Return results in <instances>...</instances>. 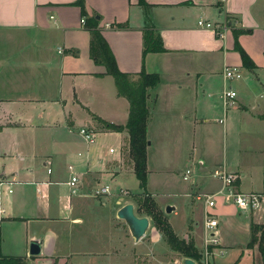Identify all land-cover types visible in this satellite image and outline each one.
<instances>
[{
  "label": "crops",
  "instance_id": "0c3cea01",
  "mask_svg": "<svg viewBox=\"0 0 264 264\" xmlns=\"http://www.w3.org/2000/svg\"><path fill=\"white\" fill-rule=\"evenodd\" d=\"M77 1L0 0V46H5L0 52V255L25 257L27 264H182L186 256L170 247L152 220L136 241L118 217L125 198L117 201L115 195L129 188L116 190L131 172L122 170L123 149L102 156L98 141L88 143L79 133L91 127L106 134L111 130L96 117L124 126L130 115V101L91 56L88 25L99 15L98 27L122 72L160 74V84L150 90L155 108L161 99L173 102L186 78H204L200 92L192 86L195 120L206 123L223 107L226 150L222 159L198 158L199 169L226 168L237 174L242 192H259L264 190V0H144L145 6L141 0H85L86 12ZM147 14L167 51L144 55ZM199 20L227 21L230 29L219 37ZM237 44L256 68L243 66ZM227 66L238 68L243 78L228 86L237 97L220 105L210 98L216 92L211 83L220 74L228 90L233 80L225 77ZM119 133L129 140L127 130ZM7 136L11 141L2 143ZM74 176L79 189L73 194ZM108 185L110 192L97 196ZM222 185L215 178L206 191L197 186L186 195L197 200ZM198 200L160 204L165 210L168 204L175 207L165 215L175 234L203 254L210 210L220 221L215 248L221 251L210 264H258L259 259L262 264L258 245L248 247L251 223H264L255 210L221 200L209 209ZM135 213L143 216L136 205ZM34 240L42 241L39 256L29 253ZM195 261L204 264L203 258Z\"/></svg>",
  "mask_w": 264,
  "mask_h": 264
},
{
  "label": "rangeland",
  "instance_id": "374dc122",
  "mask_svg": "<svg viewBox=\"0 0 264 264\" xmlns=\"http://www.w3.org/2000/svg\"><path fill=\"white\" fill-rule=\"evenodd\" d=\"M4 47L0 46V52ZM216 76L217 78H213L211 83L216 86V92L214 90V94H211L210 98L221 105L224 91L223 77L220 74ZM239 81V79L229 81L226 88L228 89L229 85L233 86ZM205 82L204 78L200 80L193 79L190 82L186 78L184 82H181L184 87L180 90L177 89L176 96L173 95V102L161 99L156 108L152 101L149 102L152 115L149 121V141L151 145L148 146L149 175L147 193L141 189L134 170L129 166L128 137H125L124 140V136L115 131H108L106 134L102 133L101 135L97 133L96 142L98 141L97 144L102 156L107 154L117 156L123 149L120 159L121 166H123L122 170H131L116 190L119 192L121 188L128 187L129 193L126 195L123 192L116 194L117 201L120 196H124L123 203L133 202L138 209V213L143 216L146 214L147 205L153 209L162 210L166 215L165 209L161 208V203L179 202L180 205V202L199 201L187 196L186 193L197 191V186L206 191L210 183L217 178L214 175L215 167L213 165L207 172H202L198 165V158L222 159L226 150L224 125L220 121L221 118L225 117L223 107L219 108V114L213 113L212 118L208 119L209 121L206 123L195 120L194 105L196 101H193L192 86L197 84L200 92L201 85H205ZM207 97L209 96L207 95ZM257 98L260 100L258 96ZM202 105V101L197 104L200 112ZM184 109H187L185 115L183 113ZM10 141V136L2 139V143L8 144ZM110 148L115 149L116 152L110 153ZM188 169H191L192 172L189 180H185L183 175ZM145 198H149L152 203L144 204ZM218 199L221 200V197H218ZM187 207H185V215H187ZM255 213L260 220H264V205L259 210H255ZM151 220L154 224L153 218ZM222 259L226 260L228 256ZM260 260L258 264H261Z\"/></svg>",
  "mask_w": 264,
  "mask_h": 264
},
{
  "label": "trees",
  "instance_id": "16d2710c",
  "mask_svg": "<svg viewBox=\"0 0 264 264\" xmlns=\"http://www.w3.org/2000/svg\"><path fill=\"white\" fill-rule=\"evenodd\" d=\"M142 5H146L144 0H141ZM76 5L82 8L83 12L85 6V0H78ZM98 16L92 18L88 27L92 31V39L90 42L91 56L96 63L106 66L107 73L112 75L116 80L118 94L122 97L128 98L130 101L129 119L127 123L118 125L109 121H105L99 117H96L103 125L105 130H111L116 132H123L127 130L129 132L128 150H129V162L134 167L136 178L140 183V187L147 193L148 186V125L151 118V111L149 105L150 90L155 89L161 82V76L159 73H149L145 69L141 70L137 75L122 72L116 62V58L104 37L101 28L98 27ZM147 23L144 30V55L148 53H157L167 51L163 38L158 30L150 24V18L147 14ZM118 27H122L119 25ZM236 49L240 52L243 59V66L253 70L256 65L249 57L245 49L239 44L236 45ZM152 201L149 198H145L144 204H151ZM146 215L153 218L156 228L163 234L170 247L181 253L186 257L193 258L195 260H201L203 254L199 251L193 241L187 242L185 239L180 238L175 234L169 220L165 217L162 210L153 209L149 205L146 208ZM252 237L248 243V247L252 248L258 245V250L261 252L262 264H264V223L258 224L251 223ZM0 264H27L25 257L16 256H2L0 255Z\"/></svg>",
  "mask_w": 264,
  "mask_h": 264
},
{
  "label": "built area",
  "instance_id": "2783aa9c",
  "mask_svg": "<svg viewBox=\"0 0 264 264\" xmlns=\"http://www.w3.org/2000/svg\"><path fill=\"white\" fill-rule=\"evenodd\" d=\"M82 23H85V19L81 20ZM198 25L203 28H212L215 33L219 37H224L226 31L230 29V25L226 21L223 24H214L212 22H206L204 20H199ZM225 77L234 80L241 79L242 73L236 67H229L225 69ZM223 99L226 104L232 99L237 97V94L234 90H225L223 93ZM79 133L84 137V139L90 143L95 141L97 132L93 128L82 127L79 129ZM112 149V148H111ZM114 150V149H112ZM192 170L188 169L186 173L183 175L185 180H189L190 174ZM214 175L222 181V188L213 194H203L198 195V199H202L206 203V207L209 209H213L218 204V197H221V201L225 204H233L236 205L240 210H259L264 205V190L259 192H248L244 193L240 189H238L236 184L237 174L234 172H229L226 168H219L214 171ZM78 177L74 176L72 180L69 182V185L72 186V192L77 193L79 189V185H77ZM110 192V186H103L99 190L96 191V194H108ZM126 195L129 191L126 189L123 191ZM206 221H205V229H206V242L205 249L203 253L204 264H210V260L212 255L216 252L221 253L215 247L220 244V238L218 233V228L220 221L216 218L210 210L206 211ZM213 248V249H212Z\"/></svg>",
  "mask_w": 264,
  "mask_h": 264
},
{
  "label": "water",
  "instance_id": "95a60500",
  "mask_svg": "<svg viewBox=\"0 0 264 264\" xmlns=\"http://www.w3.org/2000/svg\"><path fill=\"white\" fill-rule=\"evenodd\" d=\"M99 18V17H98ZM151 142H148V145H150ZM201 166L203 165L202 162H200ZM203 171V170H201ZM175 209L174 206L168 205L166 207V213H171ZM118 217L125 221V223L128 225L131 235H133L136 239V241H140L144 238L146 232L148 231L150 225H151V218L148 216H138L135 213V204L133 202L126 203L122 208L118 211ZM30 255L33 256H39L42 253V241L34 240L31 242ZM182 264H198L196 261L190 257H184L182 259Z\"/></svg>",
  "mask_w": 264,
  "mask_h": 264
}]
</instances>
